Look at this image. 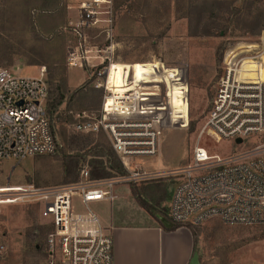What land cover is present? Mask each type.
Returning a JSON list of instances; mask_svg holds the SVG:
<instances>
[{
	"label": "rangeland",
	"instance_id": "rangeland-1",
	"mask_svg": "<svg viewBox=\"0 0 264 264\" xmlns=\"http://www.w3.org/2000/svg\"><path fill=\"white\" fill-rule=\"evenodd\" d=\"M262 17L263 26L262 0H117L114 36L108 40L105 33L75 27L78 11L74 2L0 0V66L23 76H39L45 67L50 84L48 108L60 94L66 96L57 110L49 111L60 149L19 164L0 162L1 177H9L11 183L35 185L66 182V154L84 152L68 142L83 134L74 132L76 116L98 113L104 97V88L96 87L105 81L95 75L101 67L93 68L84 59L95 54L94 46L110 57L106 66L113 63L107 76L112 92L120 95L142 83L143 95L151 94L153 100L166 98L165 92L169 96L173 124L163 129L157 155L139 162L160 173L183 166L205 125L226 52L255 42ZM111 42L113 47L108 50L106 44ZM75 51L82 66L69 63ZM180 74L184 82L179 80ZM153 82L167 84L155 88ZM92 135L94 143L110 144L105 133ZM202 142L219 153L236 149L228 140L215 143L207 133ZM145 182L149 195L143 198L152 205L155 197L164 206L160 210L168 209L178 180L164 176ZM188 229L193 238L196 231L201 264H264V226H230L213 219ZM50 230L38 203L5 205L0 215V240L6 250L0 264H43L48 259Z\"/></svg>",
	"mask_w": 264,
	"mask_h": 264
},
{
	"label": "built area",
	"instance_id": "built-area-1",
	"mask_svg": "<svg viewBox=\"0 0 264 264\" xmlns=\"http://www.w3.org/2000/svg\"><path fill=\"white\" fill-rule=\"evenodd\" d=\"M68 1L78 11L77 29L97 30L111 40L117 0ZM262 6L264 9V0ZM106 47L111 49L113 42ZM93 48L95 54L84 59L93 68L101 67L95 75L105 81L96 87L104 88V97L98 113L77 114L74 132L105 133L127 174L112 171L113 176L97 179L89 161H84L78 178L64 184L11 183L9 177L0 175V215L5 205L38 203L41 217L51 226L46 239L48 259L43 264H114L113 237L92 203L114 200L116 185L164 176L178 182L168 215H158L161 221L166 218L172 225L187 228L213 219L230 226H264V22L255 42L226 52L209 114L189 161L165 173L145 168L139 161L157 155L163 129L173 124L167 92L166 98L153 100L151 94L143 95L142 83L120 95L112 92L107 80L112 63L105 65L110 57L98 46ZM76 53L70 56L72 67L83 65ZM178 78L183 81L181 74ZM153 83L158 88L166 82ZM49 98L45 67L39 76H23L0 66L1 163L19 164L60 149ZM184 99L188 102V92ZM205 133L215 143L231 141L236 149L212 151L202 142ZM5 250L0 240V257Z\"/></svg>",
	"mask_w": 264,
	"mask_h": 264
},
{
	"label": "crops",
	"instance_id": "crops-1",
	"mask_svg": "<svg viewBox=\"0 0 264 264\" xmlns=\"http://www.w3.org/2000/svg\"><path fill=\"white\" fill-rule=\"evenodd\" d=\"M131 183L142 197L149 195L147 182ZM114 194V200L93 204L113 237L114 264H188L194 253V238L187 227L170 230L161 225L159 214L151 215L137 201L130 183L116 185ZM171 197L172 194L168 205ZM154 199V207H164L161 201ZM166 213L168 215L169 208Z\"/></svg>",
	"mask_w": 264,
	"mask_h": 264
},
{
	"label": "trees",
	"instance_id": "trees-1",
	"mask_svg": "<svg viewBox=\"0 0 264 264\" xmlns=\"http://www.w3.org/2000/svg\"><path fill=\"white\" fill-rule=\"evenodd\" d=\"M4 11L3 14L7 13V8L4 7L2 9ZM28 15V14H27ZM262 20L263 17L259 18V27L262 28ZM7 23V22H5ZM258 27V28H259ZM12 57V53L8 55ZM75 90L72 95L76 93ZM66 96L64 94H60L53 103L50 104L49 111L53 112L57 110L65 101ZM52 120V119H51ZM53 124V122H52ZM53 130L56 135V131L53 125ZM70 145L73 147V149H79L80 151L84 152H76L74 154H66L65 159L63 160L64 163V171H65V183L73 182L77 179L79 175V169L80 164L83 161H86L88 156H91L89 163L92 169V176L97 179L107 178L113 176V172L119 173V174H127V170L125 169L123 163L121 162L120 158L117 156V154L113 151L110 144H107V142H95L93 139L92 134H80V135H74L72 136L69 141ZM110 169V170H109ZM112 170V171H111ZM132 186V191L137 199V201L144 207L151 215L157 217L158 214H163L164 216H167V209L158 210V208L151 205L149 202H147L140 193L137 192V190L134 188V183H130ZM161 211V212H159ZM159 220V219H158ZM160 221V220H159ZM178 227H182L179 224L173 225L172 227L168 228L170 230L176 229ZM190 227H195L194 225H189ZM196 231L194 233V251H197L198 248L196 246Z\"/></svg>",
	"mask_w": 264,
	"mask_h": 264
},
{
	"label": "water",
	"instance_id": "water-1",
	"mask_svg": "<svg viewBox=\"0 0 264 264\" xmlns=\"http://www.w3.org/2000/svg\"><path fill=\"white\" fill-rule=\"evenodd\" d=\"M238 142H240V139H238ZM161 222L164 224V226H166V227H168V228H170V227L173 226V225L169 222V220L166 219V218L163 219ZM188 264H201L200 253H199L198 250H197V251H194V253H193V255H192L190 261L188 262Z\"/></svg>",
	"mask_w": 264,
	"mask_h": 264
},
{
	"label": "bare ground",
	"instance_id": "bare-ground-1",
	"mask_svg": "<svg viewBox=\"0 0 264 264\" xmlns=\"http://www.w3.org/2000/svg\"><path fill=\"white\" fill-rule=\"evenodd\" d=\"M113 64V63H112ZM112 64H111V66H112ZM111 66H110V68H111ZM110 68H109V70H110Z\"/></svg>",
	"mask_w": 264,
	"mask_h": 264
}]
</instances>
